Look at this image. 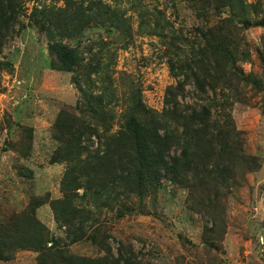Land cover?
<instances>
[{"label": "rangeland", "instance_id": "1", "mask_svg": "<svg viewBox=\"0 0 264 264\" xmlns=\"http://www.w3.org/2000/svg\"><path fill=\"white\" fill-rule=\"evenodd\" d=\"M78 1H85V10L72 37L43 16L64 8L65 0H17V18L4 39L0 31V60L9 64L0 73V222L10 223L42 200L37 220L51 239L70 244L51 205L63 197L67 168L51 161L58 146L52 129L63 108H76L80 92L76 74L65 72L49 48L50 31L60 33L55 41L79 51L83 65L101 63L92 79L98 81L95 92L105 87L113 96L116 131L136 97L162 112L168 87L178 82L170 58L200 55L208 43L197 30L207 24L219 27L215 38L226 50L218 63L200 67L209 97L231 117L226 177L195 191L164 180L143 202L124 197L121 217L116 209H94L93 230L101 228L116 256L122 242L123 255L139 264H264V0H231L232 7L213 0ZM236 73L245 75L239 86ZM186 92L184 104L201 103L194 83ZM209 197L212 206L205 208ZM67 248L78 257L105 255L90 238ZM38 257L24 249L0 264H37Z\"/></svg>", "mask_w": 264, "mask_h": 264}, {"label": "trees", "instance_id": "2", "mask_svg": "<svg viewBox=\"0 0 264 264\" xmlns=\"http://www.w3.org/2000/svg\"><path fill=\"white\" fill-rule=\"evenodd\" d=\"M213 1L218 7H232L231 0ZM18 5L17 0H0L3 39L10 20L17 18ZM84 10L85 1L65 0L64 8L46 11L43 16L57 30L65 32L63 37H72ZM217 30L219 27L207 24L205 30H197L204 44L208 43L200 55L198 51L184 61L170 58L169 67L178 82L168 87L162 112L148 108L136 97L123 112L116 131L112 125L115 114L109 110L113 96H109L105 87L95 92L98 81L92 79L102 69L101 63L83 65L84 59L77 49L55 41L58 31L49 32L52 54L65 72L76 74L75 84L80 92L76 108H63L52 129L58 146L51 161L65 163L67 168L61 181L63 197L51 205L56 222L65 228L70 244L90 238L105 255L74 256L68 251L70 244L51 239L49 230L36 218L37 208L46 202L37 200L12 223L0 222V261H11L18 251L30 249L39 253L37 264H139L135 257L123 255L122 242L116 256L108 239H101V228L93 230L96 223L93 210L116 209L121 217L125 210L124 197L143 202L158 192L164 180L195 191L226 177L229 166L224 157L230 148L226 144L233 138L228 123L231 117L221 101L209 97L200 68L218 63V53H226L223 44L215 38ZM163 37L170 39L169 46H176L172 36ZM8 66L0 60V73ZM180 77L184 78L178 80ZM233 77L239 86L245 75L236 73ZM191 83L195 84L196 97L201 103H183L188 95L186 86ZM203 201V207L212 206L210 197ZM51 242L52 246L48 247Z\"/></svg>", "mask_w": 264, "mask_h": 264}]
</instances>
